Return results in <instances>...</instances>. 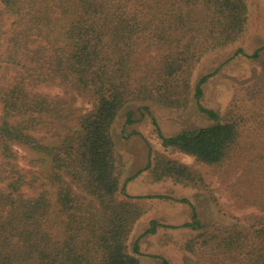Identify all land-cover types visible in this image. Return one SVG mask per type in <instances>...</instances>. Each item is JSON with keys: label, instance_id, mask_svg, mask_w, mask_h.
<instances>
[{"label": "trees", "instance_id": "1", "mask_svg": "<svg viewBox=\"0 0 264 264\" xmlns=\"http://www.w3.org/2000/svg\"><path fill=\"white\" fill-rule=\"evenodd\" d=\"M247 21L245 0H0V264H143L128 241L147 206L123 193L111 128L128 103L185 109L192 99L213 122L157 131L162 147L210 167L234 204L261 213L202 228L193 211L184 249L196 264H264V45L247 56L263 61L258 76L221 114L199 104L207 75L191 85L200 59ZM151 163L152 180L219 207L199 171L160 152Z\"/></svg>", "mask_w": 264, "mask_h": 264}, {"label": "rangeland", "instance_id": "2", "mask_svg": "<svg viewBox=\"0 0 264 264\" xmlns=\"http://www.w3.org/2000/svg\"><path fill=\"white\" fill-rule=\"evenodd\" d=\"M245 2L248 21L242 36L226 47L206 53L195 66L191 77L192 88H195L198 80L207 75L201 85L199 104L218 115L224 112L236 90L242 91L244 86L252 83L263 65V61L255 62L247 56L264 45V0ZM238 49L242 52L237 54ZM39 90L49 94L61 93L58 87L42 86ZM74 105L89 108L87 101L79 97L74 99ZM127 112H131V122L126 120ZM212 122L198 110L196 101L192 99L185 109L169 108L152 101L131 102L119 112L112 125L115 149L123 160L120 175L123 193L142 198L141 202L147 206L146 212L136 221L128 241L130 251L133 244H137L138 257L143 264H161V258L167 259L170 264H196L184 249L185 241L196 233V230L184 226L191 220L193 211L197 213L202 228L216 221H230L229 216L261 213L255 207L240 208L234 204L228 190L210 167L197 164L192 156L163 148L157 133L171 136ZM18 149L20 155L32 156L24 148ZM153 152H160L199 171L213 190L219 207L207 195L191 186L170 179L152 180L149 167ZM151 221H157L160 225L153 233L142 235Z\"/></svg>", "mask_w": 264, "mask_h": 264}]
</instances>
